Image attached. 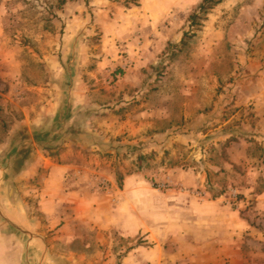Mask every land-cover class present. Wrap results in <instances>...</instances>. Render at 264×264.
<instances>
[{"label": "rangeland", "instance_id": "rangeland-1", "mask_svg": "<svg viewBox=\"0 0 264 264\" xmlns=\"http://www.w3.org/2000/svg\"><path fill=\"white\" fill-rule=\"evenodd\" d=\"M4 24L0 46L30 64L22 78L60 79L66 115L75 95L82 100L66 136L78 160L103 165L93 173V212L67 216L78 225L68 247L39 197L27 192L29 216L12 202L33 151L15 146L6 181L0 171V204L31 234L2 212L0 223L40 246L31 264H77L57 261L69 251L110 253L113 264H220V255L221 264H264L255 214L264 208V134L255 100L239 104L243 83L251 93L263 88L264 0H0ZM4 98L0 145L12 126L15 140L29 134ZM127 120L135 134L120 129Z\"/></svg>", "mask_w": 264, "mask_h": 264}, {"label": "crops", "instance_id": "crops-1", "mask_svg": "<svg viewBox=\"0 0 264 264\" xmlns=\"http://www.w3.org/2000/svg\"><path fill=\"white\" fill-rule=\"evenodd\" d=\"M6 32L7 26L4 24V27L2 29L0 28V43H2L1 38H7ZM45 35L47 36L46 33ZM46 50L49 51L50 49L47 48ZM10 52L12 50L9 46L5 45V48L0 46V95L5 97L3 103L6 112H8L7 107L9 104H16L18 106V111H20L21 116L19 121L21 125L28 128L29 134L15 140L13 134L14 126L5 132V140L2 141L3 143L0 145V149L4 150L6 154L0 156V164L4 161L0 171L6 181V173L11 171V164L14 162L13 152L15 151V146L20 145L21 148H26L25 145H32L33 151H37L40 158L34 162V159L31 157L34 154L32 151L29 157L23 159L21 172L14 178L16 190L13 188L15 186H11L13 194L17 191H21V193L19 192L18 198L12 199V202H16L18 205L20 204L22 207V215L29 216L31 214L29 209L31 207L26 201L27 192L30 194V197H39V203L41 204L42 210L48 215L51 227L55 228V225H61L55 230L61 233L62 237L68 242V247H70L72 246L71 242L76 237L74 231H76L78 225L70 221L67 216L88 214V210L93 212L95 183L93 173L98 167L102 169L103 165L99 164L94 170L92 160L88 161L87 158L83 161L78 160L77 156L81 154V151L73 147L74 143L71 142L70 138L72 135L66 136L67 132H64V127H66L64 125L72 123L78 117V104L82 100L80 98L78 99V96L75 94L76 98L72 95L71 97L69 96L70 99L73 97L72 100L75 104L70 108V114L66 115L67 111L63 112L64 105L62 104L61 80L58 79L56 81L54 78H50V73L46 76L49 79L39 80L37 78H29L27 80V77L22 78L23 73L26 72L25 68L29 67L30 64L24 60L23 62H14V56H9ZM256 69H259V67H256ZM47 71H49V68ZM261 73L264 74V69L261 70ZM58 74L60 75V72ZM262 79H260V82ZM256 82L258 81H251V83ZM262 86L263 88L260 92L256 91L251 93L247 88L252 87V85L247 87L246 82L243 83L242 90L244 92H242L239 104L247 103L250 99L255 100L256 117L259 120L258 130L264 134L263 82H261ZM55 119H58L57 123H55ZM8 126L10 127L11 125ZM136 128V121L131 120L124 121L120 126L122 131H129L134 134L136 133ZM261 138L264 139L263 137ZM45 146L48 147V150L52 151H55V148L59 150L61 146L64 148L56 156H53L47 153L45 149H41ZM77 151L79 154H77ZM4 165L5 167L3 168ZM41 172L42 176H39V179L35 180L36 176ZM0 198L3 200L2 196ZM262 202H264V196ZM7 212L14 214V212H10L9 210ZM255 214L261 215V220L264 221V208L256 211ZM61 216H65L69 221L63 223L60 220ZM21 220H24V218L22 217ZM262 225L264 227V222H262ZM250 227H254V221L251 222ZM34 245L35 242L29 239H21L15 231L6 228L4 224L0 223V264H31L35 260V256H38V253H40V246L38 248L36 244L38 248L36 249ZM201 252V254L197 255V261L204 263V248ZM62 257L57 258L59 263L67 261L77 264H113L116 259L110 253L102 259L99 253L95 256H87L79 255V253L72 251L62 255ZM223 257L221 255L217 256L215 260H218L221 264ZM127 259H132V257L124 258L122 262L129 261ZM253 262L257 263L258 261L256 262L254 258Z\"/></svg>", "mask_w": 264, "mask_h": 264}, {"label": "water", "instance_id": "water-1", "mask_svg": "<svg viewBox=\"0 0 264 264\" xmlns=\"http://www.w3.org/2000/svg\"><path fill=\"white\" fill-rule=\"evenodd\" d=\"M0 210H1L0 212H2V214L5 216V218L7 219V221H8L11 225H13L14 227H16V228H18V229H20V230H22V231H24V232H27V233L31 234V232H30L28 229H25V228L22 227L20 224L11 221L10 218L7 216V213H5V211L3 210L1 204H0Z\"/></svg>", "mask_w": 264, "mask_h": 264}, {"label": "trees", "instance_id": "trees-1", "mask_svg": "<svg viewBox=\"0 0 264 264\" xmlns=\"http://www.w3.org/2000/svg\"><path fill=\"white\" fill-rule=\"evenodd\" d=\"M206 1H208V0H206ZM203 7H204V6H203ZM73 124H74V122L66 124V125H65L66 128H64V131H66V132H68V133L71 132L72 134H74V132H75V130L77 129V127L74 126ZM45 148H48V147L45 146Z\"/></svg>", "mask_w": 264, "mask_h": 264}]
</instances>
